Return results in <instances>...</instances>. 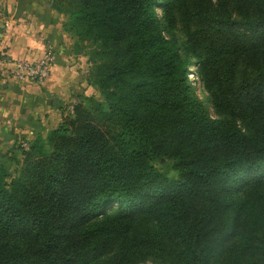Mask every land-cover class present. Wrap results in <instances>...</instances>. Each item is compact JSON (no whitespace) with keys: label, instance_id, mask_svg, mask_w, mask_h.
I'll list each match as a JSON object with an SVG mask.
<instances>
[{"label":"trees","instance_id":"1","mask_svg":"<svg viewBox=\"0 0 264 264\" xmlns=\"http://www.w3.org/2000/svg\"><path fill=\"white\" fill-rule=\"evenodd\" d=\"M50 5L102 101L0 164V264H264V0Z\"/></svg>","mask_w":264,"mask_h":264},{"label":"crops","instance_id":"2","mask_svg":"<svg viewBox=\"0 0 264 264\" xmlns=\"http://www.w3.org/2000/svg\"><path fill=\"white\" fill-rule=\"evenodd\" d=\"M62 22L50 0H0V59L33 61L47 45L55 53L50 76L42 84L6 80L0 65V148L17 141L26 144L54 121L57 127L65 100L89 92L87 57L73 52V39ZM52 99L56 105L47 104Z\"/></svg>","mask_w":264,"mask_h":264},{"label":"rangeland","instance_id":"3","mask_svg":"<svg viewBox=\"0 0 264 264\" xmlns=\"http://www.w3.org/2000/svg\"><path fill=\"white\" fill-rule=\"evenodd\" d=\"M61 16H62V20H63L62 25L64 26L69 21V19H68V16H66V15L61 14ZM74 41H76L75 36H73V42ZM83 44H85V46H86L85 47L86 52H89L92 47L89 48L90 45L87 42H85ZM89 69H90V66L88 67V70ZM188 78L191 82H194L195 77H194L192 71L189 72ZM6 80H8V79H6ZM10 81H12V80H10ZM18 84H24V83H18ZM88 90H89V92L87 94H84L83 92L77 94V95L81 96V98H79V99L76 98V96H77L76 95L72 99L69 98V99L65 100V108H64L65 112L63 115L61 114V120H62L63 116L70 115V113L68 111L69 107L76 104L77 102L82 101L83 103L88 105L86 103L87 101H85L84 98H93L94 100L102 101V97L100 96V93L98 92V90L95 86H91L90 84H88ZM210 113L212 115V110H210ZM61 120H60V122H61ZM55 127L56 126H55V121H54L53 124H49L47 126V128H45L42 131L41 135L45 136L49 130H51L52 128H55ZM27 145H28L27 142L25 144V143H23V141H17L13 145V147H11V148L10 147L9 148H0V164H3L5 166V168H7L10 176L14 175V173H13L14 169L16 168V170H17L19 168L21 160H22V157L20 155V151L18 150L17 147L21 146V148L27 149L28 148ZM5 155H6V158H5ZM12 158H14V159H12ZM155 166L158 168L159 171L164 173L167 177H169V178H175L176 177V172L172 169V162H170V161H163L161 163L157 162V163H155ZM147 264H150V263H147Z\"/></svg>","mask_w":264,"mask_h":264},{"label":"built area","instance_id":"4","mask_svg":"<svg viewBox=\"0 0 264 264\" xmlns=\"http://www.w3.org/2000/svg\"><path fill=\"white\" fill-rule=\"evenodd\" d=\"M54 61L53 48L47 45L42 55L36 60L13 59L4 56L0 59V65L5 79L24 84H42L49 78ZM68 111L70 114L73 112V105Z\"/></svg>","mask_w":264,"mask_h":264},{"label":"water","instance_id":"5","mask_svg":"<svg viewBox=\"0 0 264 264\" xmlns=\"http://www.w3.org/2000/svg\"><path fill=\"white\" fill-rule=\"evenodd\" d=\"M47 104H53V105H56L57 104V101H56V99H52V100H48L47 101Z\"/></svg>","mask_w":264,"mask_h":264}]
</instances>
